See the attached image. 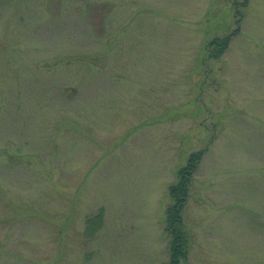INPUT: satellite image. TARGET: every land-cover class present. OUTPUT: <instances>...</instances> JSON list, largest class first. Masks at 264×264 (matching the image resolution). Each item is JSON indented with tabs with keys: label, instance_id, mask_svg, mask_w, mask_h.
Returning <instances> with one entry per match:
<instances>
[{
	"label": "rangeland",
	"instance_id": "1",
	"mask_svg": "<svg viewBox=\"0 0 264 264\" xmlns=\"http://www.w3.org/2000/svg\"><path fill=\"white\" fill-rule=\"evenodd\" d=\"M241 2L0 0V264H168L169 187L203 149L187 264H264V0Z\"/></svg>",
	"mask_w": 264,
	"mask_h": 264
},
{
	"label": "trees",
	"instance_id": "2",
	"mask_svg": "<svg viewBox=\"0 0 264 264\" xmlns=\"http://www.w3.org/2000/svg\"><path fill=\"white\" fill-rule=\"evenodd\" d=\"M241 7L248 5V0H241ZM239 6V5H238ZM236 6L237 29L223 39L213 40L206 49V59H215L223 55L228 47L230 38L239 32L241 12ZM207 149L192 152L187 163L177 172V179L169 187L171 205L166 210L165 232L169 240L170 262L168 264H187L191 235L183 221V211L188 204L193 179L201 165ZM99 216V215H98Z\"/></svg>",
	"mask_w": 264,
	"mask_h": 264
},
{
	"label": "crops",
	"instance_id": "3",
	"mask_svg": "<svg viewBox=\"0 0 264 264\" xmlns=\"http://www.w3.org/2000/svg\"><path fill=\"white\" fill-rule=\"evenodd\" d=\"M213 2H209V3H205V4H203V6L205 7V8H208L211 4H212ZM211 7V6H210ZM206 40L207 39H205V41L203 42V39L201 38L200 39V42H201V46H200V53L201 54H203L204 55V52L205 51H203V45H204V43L206 42ZM205 46V45H204ZM190 57H193V55L191 54V55H189ZM192 60H193V58H192ZM192 62H195V61H191L190 63H192ZM195 64V63H194ZM177 66H182L181 64H177ZM182 71H183V68H182ZM208 154V153H207ZM206 155V154H205ZM143 162V161H142ZM203 166H204V164H202V165H200V167H199V169H198V171H197V174H198V176H199V180L198 181H195L194 183H193V187L191 188V196H190V198L192 199V198H194V196H196V191L198 190V189H200V188H202L203 189V187L204 186H206L207 185V183L209 182V181H211L212 180V177L210 176H208V172H207V170H204V168H203ZM203 171V175H201L200 176V172H202ZM204 172H206V174H204ZM205 175H207V176H205ZM214 180L216 181V177H214ZM221 182H222V184H223V188H222V185H221V183L220 182H217L216 181V183H220L219 184V187L220 188H218V194H219V196H221L222 195V192L225 194V199L223 200L222 199V201H225V203H227L228 204V206H224V208L225 209H232V207L234 206L235 207V205L237 204V202H238V204L237 205H239V201H240V197L238 196V194H236V190H238L239 189V179L237 178V180L235 179V180H233V181H231L230 179H222L221 180ZM200 186V187H199ZM221 189H222V191H221ZM201 192H203V191H201ZM201 192H199L198 191V193H197V195H198V197L197 198H199L200 197V200L199 199H196V200H198V201H201V202H203V203H199V204H201V205H203V204H206V202L205 201H203V199H201ZM236 194V195H235ZM218 198H220V197H218ZM190 199V200H191ZM234 200V201H233ZM231 201H233V204H230V202ZM129 203H130V201H129ZM132 203V206H133V202H131ZM213 203V202H212ZM217 203H221V206L222 207H216V206H213V210L217 213L218 212V214H219V212L221 211V210H224V208H223V203L221 202V200L220 201H218ZM199 204H197V205H199ZM189 206H190V201H189V204H188ZM223 208V209H222ZM238 210H239V206H238ZM201 213V212H200ZM216 213H214L213 214V216L214 215H216ZM186 215V214H185ZM192 219V218H191ZM210 234V233H209Z\"/></svg>",
	"mask_w": 264,
	"mask_h": 264
}]
</instances>
